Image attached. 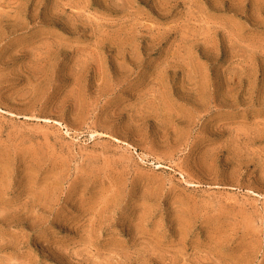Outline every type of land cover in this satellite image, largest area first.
<instances>
[{
	"label": "rangeland",
	"instance_id": "obj_1",
	"mask_svg": "<svg viewBox=\"0 0 264 264\" xmlns=\"http://www.w3.org/2000/svg\"><path fill=\"white\" fill-rule=\"evenodd\" d=\"M0 264H264V0H0Z\"/></svg>",
	"mask_w": 264,
	"mask_h": 264
}]
</instances>
